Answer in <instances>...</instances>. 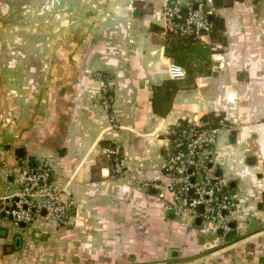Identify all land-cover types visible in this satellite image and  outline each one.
I'll return each mask as SVG.
<instances>
[{"label":"crops","instance_id":"0c3cea01","mask_svg":"<svg viewBox=\"0 0 264 264\" xmlns=\"http://www.w3.org/2000/svg\"><path fill=\"white\" fill-rule=\"evenodd\" d=\"M168 1L192 0L63 1L77 11L75 24L63 15L55 33L58 65L47 68L36 97L27 94L19 122H0V194L15 191L20 162L42 156L75 204L65 223L41 218L16 233L0 214V264H32L41 245L48 254L42 264H264V227H247L248 219L264 226V0H207L223 18L227 43L211 53L213 72L177 89L169 110L158 114L153 85L176 76L163 32L150 24L163 26ZM99 70L113 86L108 107L99 100ZM9 100L2 86L0 108L13 111ZM210 111L226 122L210 149L238 201L232 238L212 220L167 215L171 193L160 198L143 184L166 179V126ZM116 146L123 158L117 174L103 154ZM6 244L15 248L5 252Z\"/></svg>","mask_w":264,"mask_h":264},{"label":"built area","instance_id":"2783aa9c","mask_svg":"<svg viewBox=\"0 0 264 264\" xmlns=\"http://www.w3.org/2000/svg\"><path fill=\"white\" fill-rule=\"evenodd\" d=\"M186 5L187 10L183 14L179 2L164 4L163 34L175 26H180L182 32L193 30L201 38L208 32L211 27L209 15L214 12V7L206 0H192ZM170 72L177 77L183 75L184 70L172 64ZM103 102L109 106L105 98ZM185 120L178 119L169 124L163 133L165 154L162 171L166 179L144 181L143 184L153 188L160 198H164L166 191L170 192L172 204L165 207L176 216L186 215L191 219L199 216L202 221L212 220L226 235L234 228L232 211L237 209L238 201L219 174L210 149L219 129L226 126L225 119H220L216 127L204 126L199 118ZM104 151L114 155V171L121 173L123 158L119 156V148L106 147ZM14 182V192L0 194V214L11 220L15 233L29 227L37 219L43 218L60 225L71 217L74 200L63 196L65 188L57 183L55 172L46 160L35 164L20 162ZM199 205H202V212H199ZM22 222L24 225H21Z\"/></svg>","mask_w":264,"mask_h":264},{"label":"rangeland","instance_id":"374dc122","mask_svg":"<svg viewBox=\"0 0 264 264\" xmlns=\"http://www.w3.org/2000/svg\"><path fill=\"white\" fill-rule=\"evenodd\" d=\"M63 1H69V5H75L76 2V0H0V5H3V12L0 10V90L3 86L4 94L10 98V104H7L15 111L14 115L11 108H0V122L5 124H11L12 120L19 122L28 109L27 94L31 93L33 98L36 97L47 68L58 65L55 63L58 58L52 56L56 38L59 36L55 33H59L61 17L69 14L74 21L77 11L74 7H64ZM206 3L208 4L207 0ZM72 27L74 26H70V29ZM108 74L103 70L97 72V75L104 79L99 91V100L105 98L110 104L113 86L106 80L110 78ZM15 102L18 105L16 108L12 106ZM101 104L105 106L104 102ZM38 106L37 104L35 107ZM221 131L223 128L218 134ZM6 219L9 223V218ZM4 225L14 229L12 223ZM233 232L235 231H232V234ZM235 236L237 237L236 234L233 235ZM40 247H43L38 250L41 254L33 259L32 264H42L43 257L48 255L44 251V248L45 250L47 248L43 245Z\"/></svg>","mask_w":264,"mask_h":264},{"label":"trees","instance_id":"16d2710c","mask_svg":"<svg viewBox=\"0 0 264 264\" xmlns=\"http://www.w3.org/2000/svg\"><path fill=\"white\" fill-rule=\"evenodd\" d=\"M181 7L183 14H185L187 5H182ZM150 26L153 30H161L163 28L162 25L155 23H151ZM207 33L209 40L205 41L193 30L182 32L180 26L166 30L163 42L164 54L171 59L172 63L181 66L184 73L180 77L164 78L161 83L153 85L152 107L156 113L165 114L169 110L172 97L177 89L193 87L196 76L208 75L213 72L211 53L221 51L222 46L227 43L221 16L215 15V18L211 20V27ZM199 119L204 126L216 127L219 124V120L224 119V116L221 112L210 111L201 115ZM180 120L186 122L185 118H180ZM121 154L119 152V156ZM41 160L45 159L42 156L35 158L29 156L25 161L35 164ZM108 164L113 170L114 155H108ZM232 231L226 234L225 237L232 238L236 234V232L232 234ZM14 248V245L6 244L3 249L5 252H9Z\"/></svg>","mask_w":264,"mask_h":264},{"label":"water","instance_id":"95a60500","mask_svg":"<svg viewBox=\"0 0 264 264\" xmlns=\"http://www.w3.org/2000/svg\"><path fill=\"white\" fill-rule=\"evenodd\" d=\"M226 2H230V0H226ZM222 3V0H214V4L215 5H220ZM215 18V13H211L210 15H209V19L210 20H212V19H214ZM234 136L233 135H231V138H233ZM191 191V190H190ZM199 212H202V205H199ZM166 214L167 215H169V216H172L173 215V213H172V210H168L167 212H166ZM200 221V217L199 216H197L196 218H195V222L196 223H198ZM21 225H24V223L22 222L21 223ZM247 227L249 228V231H255V230H257V229H262L264 226L263 225H261V223L259 222V221H257V220H254V219H248V222H247ZM218 232H219V230H218ZM247 234H245V236H246ZM238 239V238H237ZM19 242H20V236H15V246H19Z\"/></svg>","mask_w":264,"mask_h":264}]
</instances>
